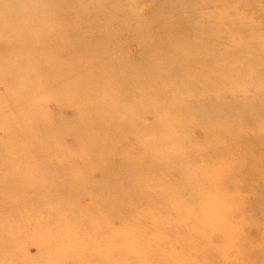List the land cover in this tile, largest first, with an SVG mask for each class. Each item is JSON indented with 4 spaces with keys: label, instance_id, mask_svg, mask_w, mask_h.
I'll use <instances>...</instances> for the list:
<instances>
[{
    "label": "rangeland",
    "instance_id": "1",
    "mask_svg": "<svg viewBox=\"0 0 264 264\" xmlns=\"http://www.w3.org/2000/svg\"><path fill=\"white\" fill-rule=\"evenodd\" d=\"M132 1L0 0V264H264V0H231L230 33L204 0ZM79 5L129 25L90 29ZM21 165L47 174L22 187Z\"/></svg>",
    "mask_w": 264,
    "mask_h": 264
},
{
    "label": "bare ground",
    "instance_id": "2",
    "mask_svg": "<svg viewBox=\"0 0 264 264\" xmlns=\"http://www.w3.org/2000/svg\"><path fill=\"white\" fill-rule=\"evenodd\" d=\"M118 1H125V2H130V1H132V0H118ZM135 0H133L132 2H134ZM234 1V0H233ZM80 2V1H79ZM92 2V1H91ZM107 2V1H106ZM136 2H137V0H136ZM81 3V2H80ZM93 3V2H92ZM103 4H104V1L102 2ZM114 3H116V4H118L117 2H115V0H114ZM142 3V2H141ZM247 3V2H246ZM64 4V3H63ZM75 4V6H76V3H74ZM79 4V3H78ZM82 4V3H81ZM86 5H87V3H85ZM84 4V5H85ZM100 4H101V2H100ZM127 3H125V5H126ZM204 4H206L207 6H203V9H204V7H207V8H209V7H214V9H216V11H218V13H216V15H217V18H218V28H219V30L220 31H228V29H230L229 28V24H228V22H230L229 21V19L230 18H227V16H229L230 15V13H231V10H234V4H233V2H231V0H204ZM108 5V4H107ZM119 6L120 5H122V6H124L123 4H118ZM63 6V5H62ZM104 6V5H103ZM109 6V5H108ZM132 6V5H131ZM250 6V5H249ZM64 7V6H63ZM89 7V6H88ZM105 7V6H104ZM110 7V6H109ZM117 7V6H116ZM125 7V9H124V11H122L121 9L120 10H118V7H117V10H118V14H120V13H124L125 12V10L127 11V9H126V6H124ZM74 8H76V7H74ZM113 11H115L114 10V7H110ZM110 8H108V9H110ZM121 8V7H120ZM127 8H128V6H127ZM138 8V7H137ZM140 8V7H139ZM246 8V7H245ZM109 10V11H112V10ZM131 9V8H130ZM129 8H128V10H130ZM240 9H242V8H240ZM205 10H206V8H205ZM112 11V12H113ZM207 11V10H206ZM215 11V10H214ZM128 12H130V13H132L131 11H128ZM134 12H135V10H134ZM133 12V13H134ZM211 12V11H210ZM75 13H76V15L78 16V19L81 21V22H84V24L85 25H87L90 29H92V28H106L107 27V25H109L110 26V30L111 29H114L115 30V28H117V27H127L128 25L126 24H122V23H120L119 21H117V19H116V17L115 18H111L110 16H109V14H108V10H101V8H99V6L98 7H94V8H85V7H82V6H78L77 7V9H75ZM105 13H106V15H105ZM115 13V12H114ZM117 13V12H116ZM130 13H129V15H130ZM137 13V12H136ZM241 13V12H240ZM258 13V12H257ZM122 15V14H121ZM139 15V14H138ZM137 15V16H138ZM236 15V14H235ZM234 15V16H235ZM114 16V15H113ZM126 16V15H125ZM233 16V17H234ZM247 16V15H246ZM200 17V16H199ZM253 17V16H252ZM110 18H111V20H110ZM123 18V17H122ZM142 18V17H141ZM254 18H256V15L254 16ZM130 23H133V24H137L138 25V23L139 22H137L136 21V16L135 17H133L132 15L130 16ZM193 19V18H192ZM227 19H228V22H227ZM247 19L249 20V18L247 17ZM246 19V17H245V22L246 21H248ZM149 20V19H148ZM191 20V19H190ZM201 20V19H200ZM251 21L252 20H254V19H250ZM249 20V21H250ZM150 21V20H149ZM187 21V20H186ZM233 21H235L234 20V18H233ZM256 21V20H255ZM263 21V20H262ZM151 22V21H150ZM153 23H155L154 22V20L152 21ZM152 22H151V24H152ZM188 22H190V21H187V24H188ZM145 23H149L148 21L146 22V20H145ZM158 23V22H157ZM234 23H236V22H234ZM248 23V22H247ZM251 23V22H250ZM259 23V22H258ZM264 23V22H263ZM139 24H142V23H139ZM156 24V23H155ZM154 24V25H155ZM159 24V23H158ZM164 24V23H163ZM162 24V25H163ZM168 24V23H167ZM166 24V25H167ZM246 24V23H245ZM105 25V26H104ZM153 25V26H154ZM189 26H190V24H188ZM200 25V24H199ZM230 25H232V24H230ZM247 26L246 27H248V24H246ZM250 25V24H249ZM263 25V24H262ZM108 26V27H109ZM142 26H143V24H142ZM141 26V27H142ZM149 26V25H148ZM152 25L150 26V28L151 27H153ZM156 26V25H155ZM168 26V25H167ZM201 27L203 26V25H200ZM250 26H252V24L250 25ZM258 26V25H257ZM115 27V28H114ZM144 27V26H143ZM156 27H158V26H156ZM164 27V26H163ZM163 27L161 26V28L163 29ZM166 27V26H165ZM169 27L171 28V26L169 25L168 26V29H169ZM185 27V26H184ZM195 27H196V25H195ZM121 28V29H122ZM182 28H183V25H182ZM190 28V27H189ZM234 28V27H233ZM254 28H256V27H254ZM253 28V29H254ZM261 28H262V26H261ZM109 28H107V30H108ZM159 29V28H158ZM158 29H157V31H158ZM161 29V30H162ZM166 29V28H165ZM203 29V28H202ZM235 29V28H234ZM247 29V28H246ZM104 30V29H103ZM107 30H106V32H107ZM113 30V31H114ZM129 30H130V28H129ZM136 30V29H135ZM142 30V29H141ZM181 30H183V29H181ZM204 30V29H203ZM218 30V33L220 32ZM256 30H258V29H255V32H256ZM262 30V29H261ZM260 30V31H261ZM119 31H121V30H119ZM137 31V30H136ZM151 31V30H150ZM157 31H156V33H157ZM163 31V30H162ZM162 31H161V33H162ZM188 31V30H187ZM186 31V33L188 34V33H190V31L189 32H187ZM233 31V30H232ZM253 31V30H252ZM262 31H264V30H262ZM167 31H165V33H166ZM169 32V31H168ZM171 32V31H170ZM177 32L179 33V30H177ZM177 32H176V34H177ZM183 32H185V31H183ZM192 32V31H191ZM198 32H200V30L198 31ZM207 32V31H206ZM212 32V31H211ZM234 32V31H233ZM249 32V31H248ZM251 32V31H250ZM94 33H97V32H94ZM164 33V34H165ZM172 33H174V32H171L170 34H172ZM186 33H182V35L183 34H185V36H186ZM201 33V32H200ZM228 33H230V31H228ZM234 33H236V32H234ZM247 33V32H246ZM245 33V34H246ZM257 33V32H256ZM98 34V33H97ZM143 34V33H142ZM154 34V33H153ZM167 34V33H166ZM176 34H175V37L174 38H176ZM208 34V33H207ZM213 34V33H212ZM216 34H217V32H216ZM224 34H225V32H224ZM233 34V33H232ZM232 34H230L231 35V38H232ZM249 34V33H248ZM251 34H253V33H251ZM262 34V33H261ZM263 34H264V32H263ZM262 34V35H263ZM99 35V34H98ZM100 35H101V33H100ZM102 35H104L105 37H106V39H107V37H108V35H105V33L103 34L102 33ZM157 35V34H156ZM179 35V34H178ZM196 35V34H195ZM194 35V36H195ZM206 35V34H205ZM209 35V34H208ZM220 35V34H219ZM247 35V34H246ZM245 35V36H246ZM254 35H256V34H254ZM257 35H259V34H257ZM66 36V35H65ZM160 36V35H159ZM167 36H168V34H167ZM188 36V35H187ZM199 36H201V35H199ZM202 36H204V35H202ZM207 36V35H206ZM210 36V35H209ZM216 36V35H215ZM214 36V37H215ZM234 36V35H233ZM62 37V36H61ZM64 37V36H63ZM103 37V36H102ZM102 37H101V39H102ZM144 37V36H143ZM179 37V36H178ZM177 37V38H178ZM182 37V36H181ZM181 37H179V38H181ZM205 37V36H204ZM212 37V36H211ZM218 37H220V36H218ZM100 38V37H99ZM140 38H142V37H140ZM147 38V37H146ZM145 38V39H146ZM173 38V37H172ZM187 38V37H186ZM186 38H185V40H186ZM199 38V37H198ZM208 38V36L206 37V39ZM224 37H222V39H223ZM230 38V37H229ZM109 40H110V38H108ZM144 39V38H143ZM192 39V38H191ZM190 39V40H191ZM205 39V38H204ZM211 39V38H210ZM209 39V40H210ZM215 39H216V37H215ZM218 40L215 42V44H218V41L219 40H222L221 38H217ZM226 39H228V38H226ZM252 39V38H251ZM119 40V39H118ZM195 40H196V44L198 43L197 41L199 40H197V38H195ZM211 40H213V39H211ZM229 40H231V39H229ZM248 40H250L249 38H248ZM263 40V39H262ZM172 41V40H171ZM187 41V40H186ZM185 41V42H186ZM203 41V40H202ZM227 41V40H226ZM226 41H225V43H226ZM254 41V40H253ZM257 41V40H256ZM118 42V41H117ZM178 42H179V40H178ZM195 42V41H194ZM199 42H201L200 40H199ZM207 42H208V39H207ZM223 42V41H222ZM221 41H220V43H222ZM258 42H260V40L258 41ZM257 42V43H258ZM60 43H61V41H60ZM190 43H191V41H190ZM205 43H206V41H205ZM204 43V44H205ZM208 43H210V42H208ZM213 43V42H212ZM238 43V42H237ZM207 44V43H206ZM240 44V43H239ZM242 44V43H241ZM243 44H246V43H243ZM256 44V43H255ZM255 44H251V45H255ZM127 45V44H126ZM198 46L200 45V44H197ZM202 45V44H201ZM249 45H250V43H249ZM260 45H261V43H260ZM263 45H264V42H263ZM219 46H220V44H219ZM241 46V45H240ZM256 46H258L259 47V45L258 44H256ZM71 47V46H70ZM220 47H223V46H220ZM246 47H248L247 45H246ZM258 47H255L256 48V51H258ZM261 47V46H260ZM73 48V47H72ZM242 48H244L243 46H242ZM241 48V49H242ZM250 48L251 49H253L251 46H250ZM249 48V50H250V52H251V49ZM245 49H247V48H245ZM244 50V49H243ZM245 51V50H244ZM236 52V51H235ZM239 51H237V53H238ZM247 53H248V51H246ZM237 53H236V55H237ZM248 54H250V53H248ZM248 54H247V56H248ZM253 54H255L256 55V53H255V50H254V53ZM96 55V54H95ZM97 55H98V53H97ZM239 53H238V58H239ZM244 55V54H243ZM251 55H252V53H251ZM64 56V55H63ZM252 56H254V55H252ZM251 56V57H252ZM264 56V55H263ZM93 57H95V56H93ZM240 57H241V55H240ZM255 57V56H254ZM257 57V56H256ZM255 57V58H256ZM64 58V57H63ZM264 58V57H263ZM263 58H259V59H262V63L264 62L263 61ZM97 59V58H96ZM95 59V60H96ZM101 60H103V59H100L99 61H101ZM238 60V59H237ZM254 60H257V59H254ZM253 60V61H254ZM97 61V60H96ZM98 61V62H99ZM240 61V60H239ZM98 62H95V61H92V62H90V64H99ZM255 62V61H254ZM258 62V61H257ZM249 64H250V62H248ZM256 63V62H255ZM237 64V63H236ZM258 64H259V62H258ZM260 64H261V62H260ZM246 65H247V67H248V64L246 63ZM97 66V65H96ZM261 66V65H260ZM73 67V66H72ZM95 67V66H94ZM98 67V66H97ZM151 67V66H150ZM236 67H238L237 65H236ZM57 68V67H56ZM241 68V67H240ZM239 68V69H240ZM259 67H257V69H258ZM262 68H264L263 66H262ZM80 69V68H79ZM238 69V70H239ZM58 70V69H57ZM244 69H242V71H243ZM263 70V69H262ZM78 71V70H77ZM80 72V71H79ZM240 72V71H239ZM147 73V72H146ZM261 73V72H260ZM102 74V73H101ZM148 74V73H147ZM259 74V73H258ZM264 73H262L261 75L262 76H264L263 75ZM243 75V74H242ZM260 75V74H259ZM248 76H250V74L248 75ZM247 76V77H248ZM244 77V76H243ZM246 77V76H245ZM251 77V76H250ZM260 77V76H259ZM258 77V78H259ZM100 78V77H99ZM134 78V77H133ZM132 78V79H133ZM237 78H238V81H239V78H240V76L238 77L237 76ZM257 78V79H258ZM242 80H243V78H241ZM249 79H251V78H249ZM143 80V79H142ZM254 80V79H253ZM132 81V80H131ZM156 81V80H155ZM264 80L262 79V82H263ZM242 82V81H241ZM253 82V81H252ZM255 82H257V81H255ZM254 83V82H253ZM131 84V83H130ZM256 84V83H255ZM264 85V84H263ZM58 86V85H57ZM250 86V85H249ZM255 86V85H254ZM207 87V86H206ZM111 88V87H110ZM250 88H251V86H250ZM250 90V89H249ZM143 92V91H142ZM49 95H52V94H49ZM87 96V95H86ZM95 105H97V104H95ZM21 108H23V107H21ZM21 108H19V109H21ZM24 110V109H23ZM225 111V110H224ZM220 112V111H219ZM226 112V111H225ZM222 114L224 113V112H221ZM220 113V114H221ZM227 113V112H226ZM228 114V113H227ZM31 115L33 116V113L31 112ZM222 116V115H221ZM224 117V116H223ZM225 118H226V116L224 117V120H222V121H225ZM36 119V118H35ZM50 122V121H49ZM58 126V125H57ZM68 135V134H67ZM83 136V135H82ZM88 136V135H87ZM70 137V136H69ZM91 138V137H90ZM171 139V138H170ZM91 140V139H90ZM56 142V141H55ZM43 143H44V141H43ZM167 143V142H166ZM192 147V146H191ZM25 157H28V155H25L24 156V158L22 159V161L20 162V164H23L24 163V160H25ZM184 157V156H183ZM187 157V156H186ZM33 163V162H32ZM33 165H35L34 163H33ZM39 166V165H38ZM39 167H41V165L39 166ZM25 169H27V167L26 166H24V165H21V167H20V170H22L21 172H22V175L21 176H24V177H28V181H29V183L27 184V185H24L23 184V181L22 180H19V181H16L15 180V183H18V185H20V186H36L37 185V183L38 182H40L39 180H38V178L40 177V175L39 174H47V173H38V171L37 172H33V171H26L25 173L23 172ZM38 169H40V168H38ZM30 177H32V181H31V178ZM17 179V178H16ZM72 180H74V179H71V181L66 185V184H63L62 182H64L63 180H59V179H54V181H52V180H49V181H47V182H43V185L42 186H40L41 188H43V190H44V187L45 186H57L58 187V190H63V188L65 187L66 188V191L68 190V192L69 193H71L72 194V189L73 188H78L79 187V185H83V184H85L86 182L85 181H83V183H81V182H78L77 180H74V181H72ZM91 181V180H90ZM89 181V182H90ZM88 182V183H89ZM93 182V181H92ZM90 184H92V183H90ZM90 184H87V185H90ZM91 186V185H90ZM71 187H73V188H71ZM92 187V186H91ZM90 187V188H91ZM17 188H19V187H17ZM81 188V187H80ZM83 188V187H82ZM81 188V190H79V189H77L78 191H81V192H83V189ZM19 190L22 192V189H20L19 188ZM43 190H41V192L43 191ZM86 191V190H85ZM94 191V190H93ZM100 190H98L97 192H99ZM93 195L95 194V196H96V194H98V195H100V193H97L96 191V193H94V192H92V190L90 191ZM89 192V193H90ZM88 193V192H87ZM83 194V193H82ZM84 194L86 195V192H84ZM83 194V195H84ZM91 194V195H92ZM90 195V196H91ZM92 195V196H93ZM97 195V196H98ZM87 196H88V194H87ZM101 196V195H100ZM90 198V197H89ZM92 199H94V198H92ZM79 204V203H78ZM124 205H127V203H123ZM122 204V205H123ZM60 205V204H59ZM103 206V205H102ZM104 206H105V204H104ZM130 206H133V205H130ZM99 207V206H98ZM139 207V206H138ZM210 207V206H209ZM62 208H63V206H62ZM103 209H104V207H102ZM113 207H111V209H112ZM122 208V207H121ZM57 210V209H56ZM121 210V209H120ZM119 210V211H120ZM131 212H132V210H130ZM41 212L42 213H44V211L43 210H41ZM102 212H104V213H107V215H108V212H105V211H102ZM99 213V212H98ZM97 213V214H98ZM110 215L108 216V217H110V220H108V221H106V224H107V226L108 225H110L111 223H113L114 221L116 222V221H118V220H116V219H119L120 217L118 216V218H116L117 217V215H118V205H117V207L116 208H113L112 210H110ZM120 214H121V212H119ZM132 214V213H131ZM134 214V213H133ZM133 214H132V216H133ZM48 216H51V217H53L54 219H53V221H56L57 222V225H56V227L59 225V224H61L64 220H68V219H65V218H63L62 217V213L60 212V211H55L54 212V214H51V213H49V215ZM100 216V215H99ZM123 216H124V214H123ZM131 216V217H132ZM134 216H136V215H134ZM128 217V216H127ZM125 218V217H124ZM123 218V219H124ZM129 218V217H128ZM122 219V218H121ZM120 219V220H121ZM125 220V222H126V219H124ZM123 220V221H124ZM72 221H74V222H76V224L78 225V223H79V220H72ZM129 221H131V220H129ZM12 222V221H11ZM10 221H8L7 223H11ZM18 222H20V217H18ZM121 222V221H120ZM119 221H118V223H120ZM144 222H146V220L144 221ZM6 223V224H7ZM122 223V222H121ZM120 223V224H121ZM147 223H148V221H147ZM29 224V223H28ZM34 224H40L41 226L42 225H44L45 227H46V230H41V234L44 236V237H39V239H37V240H39V241H49V243H50V246H57L56 245V242H62L63 240L64 241H67V242H72V239H71V237H70V234H68V233H63V231L62 232H59V230H60V228L61 227H58V228H56V227H54L52 224H49V225H47L48 224V222L47 221H42V220H38V221H35L34 223H33V225ZM105 224V225H106ZM124 224V223H123ZM153 224H155V223H153ZM24 225H25V223H24ZM30 226H31V224H29ZM113 226H114V224H112ZM156 225V224H155ZM87 226L88 225H85V224H83V223H80L79 225H78V227H79V230L80 231H82V232H86L87 233V231H86V229H87ZM100 226V225H99ZM112 226V227H113ZM29 227V226H28ZM74 227H77V226H74ZM73 226H71V228H74ZM101 227V226H100ZM31 228L32 227H29L28 229H30L31 230ZM25 229H27V228H22V227H20L19 228V225H18V223H17V226L13 229V230H11V231H9L10 233H17L18 232V234H17V236H19V234H22L24 231H25ZM2 235H5V236H7V238L8 239H10V238H12L13 239V244L12 245H15V241L16 240H18V237L16 236H13V235H11V234H9V233H5V234H2ZM1 236V235H0ZM101 240L102 239H100V242H101ZM85 241H82V243H84ZM99 242V243H100ZM162 242H164V241H162ZM1 246H2V244H0ZM74 245H76V244H74ZM79 246V245H78ZM164 248L165 247V242H164V246L162 245H157V246H153V248L155 249L156 248V250L158 249H160V248ZM182 247V246H181ZM152 248V249H153ZM162 248V249H163ZM169 248V247H168ZM151 250V249H150ZM157 250V251H158ZM143 252H145L144 250H143ZM175 252V251H174ZM151 253H154V252H151ZM168 253V252H167ZM158 254H161L160 253V251H159V253ZM169 255V254H168ZM166 256V255H165ZM173 256H174V254H173ZM231 256V255H230ZM176 259H177V257H176ZM101 260V259H100ZM185 260V259H184ZM183 261V260H182ZM100 263V262H99ZM145 264H150L149 263V261L147 260V261H145L144 262ZM101 264V263H100ZM108 264V263H107ZM166 264H172L171 262H168V263H166Z\"/></svg>",
    "mask_w": 264,
    "mask_h": 264
}]
</instances>
